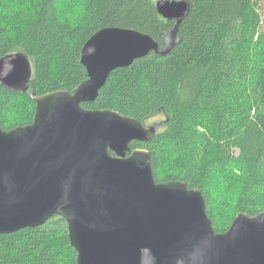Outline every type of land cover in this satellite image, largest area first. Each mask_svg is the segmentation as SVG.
<instances>
[{
	"label": "trees",
	"instance_id": "trees-1",
	"mask_svg": "<svg viewBox=\"0 0 264 264\" xmlns=\"http://www.w3.org/2000/svg\"><path fill=\"white\" fill-rule=\"evenodd\" d=\"M169 52L114 69L98 97L82 105L113 109L159 133L131 147L149 149L157 182L198 187L217 232L235 215L264 210V0H187ZM157 0H0V57L22 50L33 61L27 92L0 80V126L31 123L37 95L73 90L88 78L84 43L108 26L135 28L163 45L176 19ZM68 223L0 234V264H78Z\"/></svg>",
	"mask_w": 264,
	"mask_h": 264
},
{
	"label": "water",
	"instance_id": "water-1",
	"mask_svg": "<svg viewBox=\"0 0 264 264\" xmlns=\"http://www.w3.org/2000/svg\"><path fill=\"white\" fill-rule=\"evenodd\" d=\"M188 4L157 0L158 12L176 19L163 45L135 28L98 30L81 51L86 80L73 90L31 91L32 122L0 126V234L61 215L78 264H264V210L239 212L217 232L200 188L157 182L149 149L131 147L151 141L162 123L82 105L98 97L114 69L169 52ZM32 76L26 52L0 57L2 83L27 92Z\"/></svg>",
	"mask_w": 264,
	"mask_h": 264
},
{
	"label": "rangeland",
	"instance_id": "rangeland-1",
	"mask_svg": "<svg viewBox=\"0 0 264 264\" xmlns=\"http://www.w3.org/2000/svg\"><path fill=\"white\" fill-rule=\"evenodd\" d=\"M32 63H33V61H32ZM33 74H34V68H33ZM154 123H162V126H163V124H164V116L161 115V116H159L157 118H154V119H152V120H150L148 122L149 125H152Z\"/></svg>",
	"mask_w": 264,
	"mask_h": 264
}]
</instances>
